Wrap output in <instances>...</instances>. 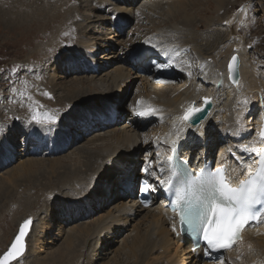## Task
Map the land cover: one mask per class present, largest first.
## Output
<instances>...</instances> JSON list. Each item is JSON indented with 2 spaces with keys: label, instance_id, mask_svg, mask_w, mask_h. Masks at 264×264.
I'll return each mask as SVG.
<instances>
[{
  "label": "bare ground",
  "instance_id": "6f19581e",
  "mask_svg": "<svg viewBox=\"0 0 264 264\" xmlns=\"http://www.w3.org/2000/svg\"><path fill=\"white\" fill-rule=\"evenodd\" d=\"M69 1L0 0V26L6 24L4 28L9 29V33L19 32L20 29L26 33L40 29L46 36L51 26L57 24L55 30L58 37L53 36L46 46H42L39 50L42 57L38 58L35 54L28 56V60L37 61L35 70H45L48 60L52 61V70L68 64L64 67L65 71L74 72L73 69H76L81 74L71 82L61 84L66 90L58 95V99L54 97L55 94H51L50 85H44V80L40 77L38 81L30 80L22 84L20 92L26 95L28 100L32 99L40 104L30 92H48L56 98L58 106L70 105L63 115L65 120L45 136L43 131L47 129L34 125L29 128L30 131H27L28 128L16 127L18 130H10L9 136L6 137L8 139L3 138L4 140L0 141V168L4 169L11 163L10 159L9 162L5 159L8 162L6 165L1 156L14 153L15 134L24 133L22 141L26 143L28 139L31 144L29 147L32 148L22 149L21 157L25 158L16 166L15 171L20 175L28 167L38 166L36 169H39L38 172L42 176L48 174L45 183L38 187L42 189L41 196L53 197L52 208L46 209L45 215L38 218L37 225L35 220L33 221L31 231L26 237L28 249L26 248L25 255H31L29 244L38 248L45 241L44 234L49 236L47 229L56 218L62 224L77 221L80 223L65 237L59 250L52 255L49 253L52 256L47 260L49 263L63 264L65 259L78 261L80 258L74 253H77L76 248L80 247L86 252V255L82 252L83 257L86 256L85 264H95L99 256L107 259L106 264H125V261L127 264H221V260L223 264H264V216L259 226L243 232L242 240L230 251L224 252L218 258L204 261L198 251L190 250L184 236L175 237V231L172 230L173 225L177 226L176 217L164 207L157 195L154 196V205L147 209L141 208L135 199V187L142 178L148 175L151 179L159 180L155 174L168 167L167 161L172 156L175 145L183 156L198 154V159H211L215 156L217 163L227 166L229 177L235 181L248 175L249 167L255 169L256 156L242 151V146L264 149V142L259 136L264 120V79L254 67L246 64L243 47L241 44L237 46L238 42L234 41L236 34L233 33L232 26L242 19L241 16L227 19L225 15L216 16L215 13L225 6V0H211L214 3L212 11L216 17L206 18L207 21L203 20L201 15H197L199 18L195 19L194 14L188 13L189 9L185 7L189 4L201 5L203 0H82L85 3L84 10L79 8L74 12L68 6ZM205 1L210 5V1ZM161 10L168 11L167 19L165 20L166 16L162 19L165 20L164 23L172 20L182 21H173V24H168L169 28L154 32V36H147L148 38L142 39L140 43H133L132 49L130 48L127 54H122L123 58H117L121 60V65L115 66L114 70H110L111 73L99 75V69L94 72L93 67H98L100 63L98 57L96 59L89 53L90 49L95 48L90 44H93V39L97 37V31L93 29L95 25H91L89 15H93L99 23L107 22L106 34L112 31L114 35L121 37L127 25L134 20L133 17L138 19L141 15L145 19L148 12L151 11L152 14V11H156L158 14ZM203 11L200 10L201 13ZM195 13L198 14L199 11ZM76 17L80 20L71 25ZM202 20L204 31L197 30L200 26L198 23ZM225 21L231 23L226 25ZM76 27L77 31H74ZM88 34L90 43L85 39ZM71 36L78 45L71 48L67 54L69 57H66L60 47L64 41H71ZM104 44L106 45L102 46L112 45L110 42ZM126 45L128 44L125 43L123 47ZM232 47H237L240 60L239 85L235 86L227 80L226 72L229 56L233 53ZM183 49H186V53H183ZM121 51H124V48ZM52 52L55 53L50 54ZM51 55L54 57L50 58ZM187 56H191L193 61L189 62ZM152 57L160 60V63H152L153 68L158 69L155 64L160 66L155 77L147 75L150 69L147 68L146 61L151 62V59H154ZM112 59L114 57L110 62ZM104 62H108V59L105 58ZM88 64L94 65L92 67ZM137 69L139 72H136ZM134 76L142 80V87L135 93L138 98L132 100L136 104L129 111L130 121L126 122L122 116V101L118 102L117 98L123 94L122 87L126 89L134 85ZM114 89L119 94L116 95L115 91L111 97L109 93ZM204 97H210L212 105L207 116L199 124L189 125L180 119L189 107H199ZM245 99L247 104L244 103ZM24 103L18 106L24 115L29 112L31 115L40 114L48 118L54 116L53 112L47 109L28 107ZM256 103H259L258 107L249 113ZM152 110H155L152 115L136 114L138 111ZM90 113L93 116L87 118L85 114ZM248 113L249 116H246ZM103 115L107 116L106 123L91 124L96 121V117ZM123 121L125 123L121 124ZM81 122L84 124L81 125ZM80 125L84 127L79 129ZM148 125L151 127L150 131H145L146 136L143 134L142 138L141 130ZM104 126L105 132L97 133L95 137L80 144V133L89 128L102 130ZM69 138L71 147H66L63 151L70 150L66 158H71L73 163H65L60 157H54L65 147ZM27 146L25 144L23 147ZM43 147L47 149L46 153L42 151ZM29 149L32 151L29 152ZM32 153L41 156L49 154L54 158L41 159ZM44 160H47L46 166L40 170ZM36 175L35 171L33 176ZM41 175L34 177L32 183ZM28 176L26 173L22 177ZM23 196L24 203L29 206L39 201L40 194L33 197L34 195L27 193ZM101 209L104 213L95 216V212ZM134 221L136 223H133L131 231L119 240L117 237L120 231L129 225L124 223ZM122 224L124 225L121 226ZM54 240L56 239H52ZM107 243L108 246H105ZM117 243L118 246L112 249ZM111 254L115 255L108 259ZM127 257L129 260H123Z\"/></svg>",
  "mask_w": 264,
  "mask_h": 264
},
{
  "label": "rangeland",
  "instance_id": "374dc122",
  "mask_svg": "<svg viewBox=\"0 0 264 264\" xmlns=\"http://www.w3.org/2000/svg\"><path fill=\"white\" fill-rule=\"evenodd\" d=\"M70 1L68 3V6L72 8L73 12H74V10L78 11L79 8L84 10L83 7H85V5H83V4H85V3L82 2V0H81V2H80V0H70ZM144 1H146V0H144ZM208 1H210V5H208L209 2H206L205 0H203L201 5H199V4L190 5L189 4V6H185V7H186V9H189L188 13L194 14L195 19L199 18L197 15H201L203 17L202 18L203 20L206 18L209 19L212 16L215 18L217 16V14H219L220 16L225 15L226 19L228 17L234 18L236 15H238L239 18L241 16L242 19H239L240 21L237 20L234 23V25L237 27V29L235 30V26L234 25L232 26L233 27V33L236 34L234 36V39H235L234 41L236 43L238 42L237 46L238 45L240 46V44H241V46L243 47L246 64L247 65L249 64L252 67H254L253 69L257 73H260V76L264 79V0H230V1L225 0V3H226L225 6L221 7V9L219 10L218 13L217 12L215 13L216 16H214V12L212 11L213 7H214L213 6L214 3L211 2V0H208ZM133 6L136 7V5H133ZM242 6H244L246 8V10H247L246 14H245V12L239 11V9H241ZM200 10L201 11L206 10V12L203 11L201 13ZM162 11L163 10H161V12ZM195 11H199V13L197 14V13H195ZM209 11H212V12H209ZM152 12L154 14L152 13L153 14L152 15L151 11H150V13L148 12L145 19H143L142 18L143 16H141V15L138 16V19L133 17L134 20L130 24L127 25V28L124 31L123 36H121V37L114 35L112 33V31L108 32L110 35L106 34L105 28L107 27V22L99 23V21L95 17H93V15H89L90 21L92 20L91 25L92 26L95 25V26H93V29L95 30V32L97 31V37L95 39H93V41H95V42L92 41L93 44H90V46L95 47L93 49L94 51L92 49H90L89 53H92V55L96 59L98 57V62L100 63V64L97 63L98 67H93L94 64H88L89 66L91 65L93 67L94 72H96V70L99 69V73H98L99 75H103L107 72L111 73V71L114 70L117 67V65L118 66L121 65V60L120 59L117 60V58H123L122 54L123 53L127 54L128 51L130 50V48L132 49L133 43H140V41H142V39L144 40L145 38H148L147 36H149V37L154 36L155 33H158L157 31H163L166 28H169L170 27L169 25L173 24V21H174V23H179L180 21H182V20H172V21L164 23L165 20L167 19V16H168L167 10L163 11V13H165V14L159 12L158 13L159 15L156 13V11H152ZM78 16L80 18L82 17V15H79V14H78ZM79 17L74 18L72 20V23H70V24L74 25L75 22L80 20ZM164 17H165V20L163 21L162 19H164ZM207 19H206V21H207ZM159 20H161V21H159ZM203 20L198 23L200 26L198 25L199 28L197 30L204 31V26L202 24ZM241 21H243V24H241ZM97 24H99V25H97ZM153 24H155V25H153ZM55 26L57 28V24L56 25L53 24L51 26V30L48 33H46L47 34L46 36H45V32H43L40 29L39 30H33V31L27 32V33L23 32V29H20L19 32L16 31L17 33L16 32L9 33L10 30L4 28V27H6V24L4 26L3 25L0 26V68L4 69L5 67H3V66H6L5 70H3L4 72L0 71V141H3L4 140L3 138L8 139L6 137L9 136L10 130L12 131L16 127H18V129L28 128L27 131H30L29 128L35 125L36 127H39L41 129H47V130L43 131V135L45 136L48 132H50L52 130L53 127L57 126L58 124L62 123L65 120L63 115L65 114V110L68 109L70 107V105H67V107H66V105H63V107L58 106V101L56 100V98L58 99V97H59L58 95L63 94V92L66 90V88H64L61 84L62 83L67 84L68 82H71V80L73 78L80 77L81 76L80 71H78L76 69H73L74 72H69V70L65 71L64 67H66V65L68 66V64H64V66L60 67L59 69L52 70V67H51L52 61L48 62V60H47V63L45 64V70L37 71V70H35L37 68L35 66V65H37L36 64L37 61L34 62V61L28 60L29 59L28 56L32 55V54H35L38 58H41L42 54H41V52H39V50L42 48V46H46L48 40H51L53 38V36L55 37L57 35V37H58L57 30H55L56 29ZM74 31H77V27ZM144 32H146V33H144ZM118 33H119V31H118ZM62 35H64V34H62ZM37 37H40V38L37 39ZM71 37H72L71 41H69V42L64 41L63 46L60 47V49H63V51L65 52L66 55L68 54V51L71 48H75L78 45L75 38H73V36H71ZM89 37H90V34H88V36H86L85 39L87 42L90 43V41L88 39ZM104 42H110V44L112 43V45L110 47L102 46V45H106V44H104ZM125 43L128 45H126V47H123L125 45ZM249 46H251V47H249ZM101 47H104V48H101ZM234 47H232L231 50L233 52L237 53L238 49H237V47L236 48H234ZM122 48H124V51H121ZM13 52H16V53L14 54ZM55 52H52L50 54H54ZM10 53H11V55H10ZM183 53H186V49H183ZM106 55H109V56L107 57ZM51 57H54V56L51 55L50 58ZM66 57H69V56L67 55ZM112 57H114V59H112V61L110 62V59ZM105 58L108 59V62H104ZM152 58H154V57H152ZM187 60L189 62L193 61L191 56H187ZM148 63H151V62L146 61V66H148ZM13 68L16 69L15 72L11 71ZM149 68H150V72L147 73V75L154 77L155 73H156L155 70L157 71L160 67L158 69L153 68L152 66ZM133 71L135 72V69H133ZM136 72H139L138 69L136 70ZM140 74H142V73H140ZM39 77L41 78V80L42 79L44 80V81L42 80L44 82V85H46V84L50 85L51 94L52 95L55 94V96H54V97H56L55 99L53 98L52 95H46L45 94L48 92H43V93L42 92H36V93L30 92L31 94H33V96L36 99H38V101L40 102V104H38L36 102H33L34 100H32V99H29L30 100L29 101L28 97L20 92L22 84H25L26 81H30V80L38 81ZM49 82H52V84H49ZM133 82H134V85H132L131 88L128 87L125 89L122 87V89H123L122 93L123 94L120 98H117L118 102L122 101V104H121V109L123 111L122 116L126 122L130 121L129 111H130L131 107H133L136 104V102H133L132 100L135 98H138V95L135 93L137 92L138 89H140L142 87L141 86L142 80L140 78L134 76ZM23 87L25 88L26 86H23ZM13 89H15V91H13ZM29 91H30V88H29ZM115 91L116 90L114 89L111 94L109 93V95H111V97H112L113 93ZM117 94H119V92L116 91V95ZM21 101L23 103L25 102L24 104L28 107H34V108L38 107V109H47L49 112H53L54 116L57 119L56 122L54 124H49V123H37L36 121H33L32 117L34 115L40 121H47L48 117H46L44 115H40V114L31 115V113H29V112L27 115H24V113H22L18 107L20 105V103H22ZM29 102H30V104H29ZM258 105H259V103H256L254 105V107L252 108L253 110H251L249 113L255 111L254 108L258 107ZM17 111H19V113ZM249 113L246 114V116H249ZM104 114H106V113H104ZM85 116L87 118H90L93 116V114L92 113L85 114ZM57 117H59V119ZM103 119H104V121H103ZM125 121H123L121 124H124ZM98 122L99 123H106L107 122V116L103 115L100 117H96V121L91 122V124L92 123H98ZM83 124H84V122H81V125H83ZM140 125H144V124H140ZM83 127L84 126H81L80 128L76 127V129H78V128L81 129ZM150 128L151 127L148 125L145 128H143V130H141L142 138H143V134L146 136L145 131H150ZM18 129L16 128V130H18ZM101 129L102 130H99L98 128H94V129L89 128V130L88 129L84 130L83 133H80V135L82 137L81 138L82 142L80 141V144H83V143L87 142L88 139L95 137L96 135H98L97 133H102V132L106 131L105 126L102 127ZM78 132H80V131L78 130ZM252 133H253V131H252ZM23 135H24V133H22V134L16 133L15 134L14 139H13L15 142V145L13 148V152H14L13 154L9 153L6 156H1V158H3L2 159L3 162L6 165L8 164L9 159H10L11 163H9L8 166H5L4 169H3V167L0 168V255L6 251L9 244L11 243L13 237L15 236V234H17V232L19 230V226L22 224V222L26 218L31 217L32 221L35 220L34 223H36V225H37L38 218L43 217L45 215L46 209L52 208L51 202L53 200V197H48V195H46V196H44L46 198H44L43 196H41L42 189L39 188L40 186L38 187V185L45 183V180H47L46 176L48 174L46 173L45 175L42 176L41 173L38 172L39 169H36V168H38V166H36L34 168L28 167V169H26L24 172H22L20 174L21 176L19 174H17L18 172L15 171L16 166L19 163H21L23 158H25V157H21V155H22L21 152H23V150H25L26 148H32V147H29V145H31V144H30L28 139H27L26 143L24 141H22ZM74 139H75V136L73 137V140ZM45 141L48 142V139H46ZM70 141H71L70 138L67 139L65 147L61 148L59 150V152L54 157H60L61 160L64 161L65 163H66V161H67V163H69V162L73 163L74 161L71 158H68L69 160L66 158V156L70 154V153H68L70 150L68 149V150L63 151V149H65L66 147H68V148L71 147ZM73 143H74V141H73ZM99 143H100V141H99ZM25 144L28 146L23 147ZM75 144L76 143H74V145ZM6 147L8 148L9 146L6 145ZM7 148H6V151L8 150ZM30 151H32V150L29 149V152ZM42 151L44 153H46L47 149L43 147ZM42 151H41V153H42ZM124 152H125V150H123V153ZM32 154L33 155L36 154L37 156L41 157V159H52V158H54L51 155L49 156V154H44L43 156L38 155V153H35V154L32 153ZM31 157H34V156H31ZM48 157H51V158H48ZM5 159H7L8 162ZM46 161L47 160H44V162H42L43 164L40 165V168H41L40 170H42V167L46 166V163H47ZM35 171L37 174L36 176H39V175H41V176L38 178L37 181L32 183V181L34 180V177H36V176H33ZM26 173L29 176L28 177H22ZM10 179H11V181H9ZM3 180H4V182H3ZM2 183H3V185H2ZM33 192H34V194H33ZM27 193L34 195L33 197H35V195L39 196V194H40V196L38 198L39 201L35 202L33 205L28 206V204L24 203V199H23V197H24L23 195H25ZM98 213L102 214V213H104V210H102V209L98 210L97 212H95V216H99ZM47 214H46V216H47ZM34 215H36V216L34 217ZM137 220H138V218H137ZM82 221H83L82 224H84V220H82ZM78 223H80V221L67 222L66 224H62V223H60L59 220H57L55 218L53 220L52 225L47 229L49 236H46V233L44 234L43 238L45 241L41 238L44 242H42L38 248H34L33 246H30V244H29V252H31L29 254H31V255H28V254H27L28 256L25 255L26 251H27L26 250L25 253L23 254V256L20 257L18 260H16L12 264H54V263L48 262L49 259L52 257L51 255L54 252H56L57 250H59V248L64 243L65 237H67L68 234H71L73 232V230L76 229L75 227H77L76 224H78ZM133 223L135 224L136 221L131 222V223L130 222L124 223L125 225H127V224H129V225H127V227L124 230L122 229L120 231V233L117 237V238H119V240L122 237L124 238V236H126L128 234V232L131 231V229L134 225ZM124 224H122L121 226H123ZM122 231H123V233H122ZM71 238L73 239L74 237H71ZM52 239H56V240L52 241ZM109 239H111V238H109ZM50 241H52V242L50 244H47ZM27 244L28 243L26 241V245ZM108 244L109 243L105 244V246H108ZM116 246H118V243L115 246H113L112 249H114ZM26 248L28 249V245ZM79 250L81 251L82 248L80 249V247H77L76 248L77 253H74V255L79 256L78 258H80V259H78V261H80V262L75 261V260L69 261V260L65 259L63 261V264L64 263L65 264H82L83 262H84L83 264H85L86 261H84V259L86 260V256L85 257H83V256L86 255L85 254L86 252L84 249L81 252H79ZM82 252H84V255ZM114 255L115 254L109 255L108 259H109V257L112 258ZM104 258L99 256L98 258H96L95 264H106L107 259H104ZM126 259L129 260V257H127L123 260H126ZM45 261H46V263H45ZM55 264H58V263H55ZM60 264H62V263H60ZM125 264H127L126 261H125Z\"/></svg>",
  "mask_w": 264,
  "mask_h": 264
},
{
  "label": "snow or ice",
  "instance_id": "6c2138e0",
  "mask_svg": "<svg viewBox=\"0 0 264 264\" xmlns=\"http://www.w3.org/2000/svg\"><path fill=\"white\" fill-rule=\"evenodd\" d=\"M239 11L247 13L244 6ZM224 23L227 25L231 21ZM238 60V55L234 54L227 65L228 77L233 84L237 85H239V80L235 78V74ZM157 67L160 66L157 65ZM11 71L15 72L16 69L13 68ZM210 102V97L203 98L204 106ZM137 103L139 104L140 101ZM244 103H248L247 99ZM204 106L189 107L180 119L184 122H195L199 114L205 111ZM154 112L155 110L138 111L136 114L145 116L152 115ZM32 119L37 123L54 124L56 122L55 116L49 117L47 121H40L35 115ZM259 134L261 141L264 142V127L261 128ZM242 151L254 154L257 158V170L253 172L249 167L248 179L240 180L237 186H232L224 175V169L219 167L214 172H209L207 179L202 181L198 188L194 187V181L186 182L184 187L175 192L176 198L170 202L173 212L178 211L180 224L189 232L194 231L201 234L206 244V253L209 250L219 251L231 248L242 239V230L249 226L250 222L259 221L260 216L264 215V208H256L257 205H264V149L244 145ZM203 172L204 170H201L202 174ZM142 190L147 191V185ZM32 223L31 217L23 221L8 251L0 256V264H11V261L23 256L27 247L25 239L31 231ZM173 229L175 230V225Z\"/></svg>",
  "mask_w": 264,
  "mask_h": 264
},
{
  "label": "water",
  "instance_id": "95a60500",
  "mask_svg": "<svg viewBox=\"0 0 264 264\" xmlns=\"http://www.w3.org/2000/svg\"><path fill=\"white\" fill-rule=\"evenodd\" d=\"M234 54H236V55H238L237 53H233L232 55H234ZM231 55V56H232ZM231 56H230V58H229V60L231 59ZM239 57V56H238ZM229 60H228V62H229ZM228 62H227V65H228ZM239 66H240V60H238V68H237V72H236V74H235V78L237 79V80H239L240 79V75H239ZM226 69H227V66H226ZM227 78H228V80H229V82L232 84V85H237V84H233L232 82H231V80L229 79V77H228V70H227ZM211 102L207 105V106H204L203 104L200 106V107H202V106H204L205 107V111L204 112H202V113H200L199 114V116L196 118V120H195V122H186V123H188V124H190V125H197L201 120H203L205 117H206V115L208 114V112H209V109L211 108ZM262 127H264V120H263V122H262V125H261V128ZM261 130V129H260ZM260 136V135H259ZM20 228V227H19ZM19 231V230H18ZM18 233V232H17ZM15 238V237H14ZM14 240V239H13ZM12 240V241H13ZM10 246V245H9ZM9 246H8V248H9ZM8 248H7V250L5 251V252H7L8 251ZM4 252V253H5ZM3 253V254H4ZM2 254V255H3ZM1 255V256H2ZM13 261H11V263H12Z\"/></svg>",
  "mask_w": 264,
  "mask_h": 264
}]
</instances>
